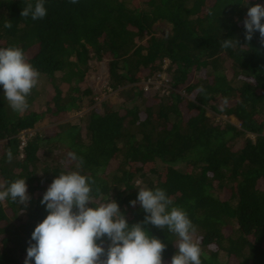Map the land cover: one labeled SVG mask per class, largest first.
I'll list each match as a JSON object with an SVG mask.
<instances>
[{"label":"trees","instance_id":"1","mask_svg":"<svg viewBox=\"0 0 264 264\" xmlns=\"http://www.w3.org/2000/svg\"><path fill=\"white\" fill-rule=\"evenodd\" d=\"M26 3L0 0V48L21 47L40 72L22 113L0 85V183L24 178L31 197L0 203V264H24L48 214L43 194L74 170L94 181L97 205L115 200L130 225L146 215L130 204L137 184L164 189L196 225L202 264H264V45L244 29L248 7L264 0H44L37 20L20 15ZM160 23L169 33L158 34ZM229 38L243 48H222ZM94 62H105L115 103L88 86ZM158 76L166 85H147ZM46 117L56 124L30 133ZM69 152L83 158L79 169ZM144 227L170 264L178 237Z\"/></svg>","mask_w":264,"mask_h":264},{"label":"clouds","instance_id":"2","mask_svg":"<svg viewBox=\"0 0 264 264\" xmlns=\"http://www.w3.org/2000/svg\"><path fill=\"white\" fill-rule=\"evenodd\" d=\"M77 3L78 0H71ZM248 3V2H247ZM47 14L44 0L35 4L27 0L21 16L33 20L43 19ZM264 5L256 3L248 7L244 19L245 40L251 41L259 32L260 43L264 45ZM11 28L10 20L4 22ZM243 48L236 38L224 39L222 48ZM40 72L29 62L19 46L0 48V85L13 111L22 113L29 107L28 97L38 85ZM72 160L83 158L69 152ZM12 160L11 152L7 155ZM92 181L80 171L62 172L43 194L41 204L46 206L47 216L38 223L31 234L34 244L27 248L24 264H164L163 252L166 245L144 225L152 224L167 228L178 237L177 251L170 264H202V248L193 238L197 231L187 212L178 206L162 188H147L137 184L138 195L130 201L137 204L146 215L142 222L129 224L115 200L97 205L93 196ZM98 191V190H97ZM10 199L27 205L31 197L26 179H16L9 184L0 183V203ZM89 204L94 206L90 207ZM110 241L107 248L104 240Z\"/></svg>","mask_w":264,"mask_h":264},{"label":"rangeland","instance_id":"3","mask_svg":"<svg viewBox=\"0 0 264 264\" xmlns=\"http://www.w3.org/2000/svg\"><path fill=\"white\" fill-rule=\"evenodd\" d=\"M170 28L171 27L168 24H161L160 23L156 26L158 34L169 33ZM92 64L93 65H92L91 70L89 71V76H88V82H87L88 86H90L94 90V92L97 94V98H96L97 100L103 101V100L109 98L112 103H115L118 100V97L113 93H110V92L107 93V91L105 89L107 87V84H108V71L106 69L105 62H101V63L94 62ZM165 80L166 79H164V76H162V77L158 76V78L155 81H153V80L149 81L148 80L147 85L150 83H153V84H155L156 89H158L160 86L166 85ZM145 86H146V84H145ZM67 90H70L69 87L65 88V91H67ZM108 90H110V89H108ZM44 93L46 95H48V97L49 96L52 97L55 95V92L52 88H47L44 91ZM45 102H46V98H44V97L39 98V100L35 102L34 108L37 109L39 112H42L43 110H45ZM83 113H84V111L76 113V114L72 115L71 117H69L68 120L75 121ZM209 114L211 115L212 113L210 112ZM232 121H234V120L232 119ZM55 124L56 123H51V120L46 117L30 133H35L36 131H44L46 129L51 128Z\"/></svg>","mask_w":264,"mask_h":264},{"label":"built area","instance_id":"4","mask_svg":"<svg viewBox=\"0 0 264 264\" xmlns=\"http://www.w3.org/2000/svg\"><path fill=\"white\" fill-rule=\"evenodd\" d=\"M23 140L26 141V137H25V135L23 136Z\"/></svg>","mask_w":264,"mask_h":264}]
</instances>
